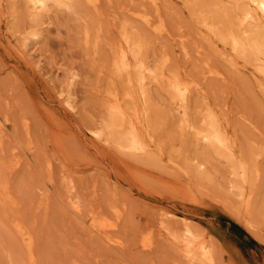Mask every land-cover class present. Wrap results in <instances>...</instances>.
Instances as JSON below:
<instances>
[{"label": "rangeland", "instance_id": "1", "mask_svg": "<svg viewBox=\"0 0 264 264\" xmlns=\"http://www.w3.org/2000/svg\"><path fill=\"white\" fill-rule=\"evenodd\" d=\"M10 2L0 4V184L6 186V193L0 187V264H29L17 222L30 233L35 264H186L159 228L162 218L173 231L183 230L181 218L170 213L186 217L194 232L212 243L216 264H264V91L259 86L264 79L251 65L240 58L230 64L227 47L206 37L183 0H159L157 9L145 0H98L95 8L81 2L75 12L52 15L42 25L39 43L26 46L21 43L29 26L27 9L22 0H14L12 9ZM139 10L154 24L165 23L166 32L156 35L142 24L134 14ZM124 23L139 34L151 65L165 53V74L176 70L201 86L189 102L194 127L210 107L237 153L255 151L257 179L246 185L248 206L226 189L231 175L223 159L208 157L211 178L194 170L204 146L196 143L192 129H181L180 114L162 84H148L156 124L152 147L160 145L161 161L146 164L92 135L107 90L122 88L109 65ZM87 24L97 35L96 52L92 43H84ZM208 66L220 75H208ZM62 70L78 74L72 87L75 110L62 102ZM14 157L20 161L12 168ZM69 195L80 203L79 215L68 208ZM224 207L248 213L255 234ZM92 215L117 222L111 234L121 245L110 246L92 233L87 225ZM147 235L148 250L140 247Z\"/></svg>", "mask_w": 264, "mask_h": 264}, {"label": "bare ground", "instance_id": "2", "mask_svg": "<svg viewBox=\"0 0 264 264\" xmlns=\"http://www.w3.org/2000/svg\"><path fill=\"white\" fill-rule=\"evenodd\" d=\"M2 1L3 0H0V4ZM22 1L27 9V17L29 21V26L27 29L25 28L26 30L22 36V46H26L29 41L33 44L39 43L43 35L42 25H46V20L50 19L52 15L55 16L57 12L62 10L75 12L81 2L91 4L94 6L93 8H95L98 2V0ZM145 1L147 2H145L146 4L150 3V5L157 9L159 0ZM226 1L229 3L226 4L224 0H183L189 10V13L191 14V17L203 30L206 37L213 42L218 40L219 44L221 43L222 46L227 47L228 53L224 55H228V61L230 64L234 65V59L240 58L243 63L251 65L254 71L264 79V0ZM10 3L12 4V9L14 0H11ZM139 11L141 12L134 13L136 17L139 21L141 20L142 24L148 26L149 28L152 27L153 32H156V35H160L164 30H166L164 28L165 23L163 24L160 21L154 24L153 21L155 20L152 21L148 13H145L143 10ZM87 25L84 26L82 32H80L83 34L84 43H92L94 49L93 51L96 52V48L98 46V41L96 40L97 35L93 33L89 24ZM120 34L121 42L113 49L110 55L109 66L112 75L119 80L122 88L120 87L121 89H119L117 87H112L107 90L104 104L102 103L104 110L103 115H101L102 119L100 118L101 122L98 127L91 129L92 135L96 139L114 147L119 153L126 154L146 164H154L161 161L160 145L156 142L157 147H152L154 138L151 132L156 130V124L153 116L155 112L153 110L154 106L152 104V98L148 93V84L150 82L162 84L160 89L166 95L167 101L173 104L174 109L180 114V120L182 123L181 129H192L193 138L196 143L204 146L200 149L201 151L199 150L198 161L194 164V170L197 171V174L203 179L208 176L210 177L211 175L207 176V173L209 172L206 170L208 157L210 156L211 159L213 157L223 159L229 169V172L227 173L231 175V178L229 176L230 180L227 179L226 189L231 192L234 191L236 196L239 197L240 203L244 202V204L248 206L250 204L251 193L246 191V185L250 184L257 176V169H255V163L253 162L255 151L247 154L244 151L242 154L237 153L234 141L230 138L231 136H229L226 127L221 123L222 119H220V116L218 117L214 110L210 107H207L201 115L199 119L200 124L194 127L189 120V102L192 93L200 92L201 86L197 83V81H193L194 79L190 78V80L186 77L180 76L176 70H170V72L168 71V74H165L167 70L164 71V67L168 62V56L165 53L157 58L154 66L151 65L144 52L145 44L140 40L141 38L139 39V34L137 35L130 29V27H128V24L124 23L122 25ZM182 48L184 50V46ZM184 53L186 54L187 52L184 50ZM208 68L205 71L208 75H213L215 77L220 75L218 71ZM62 73L64 76L62 81L65 83L66 87L64 94L61 95L62 102L69 109L75 110L72 87L76 82L78 74L74 71L70 72L67 70H62ZM259 84L260 87L262 86L261 88L264 91V82L260 81ZM162 94L163 93H161V95ZM196 150L198 149L196 148ZM240 152H242V149ZM18 159L16 158L15 160L14 157L12 160L15 161L10 167L19 163L20 160ZM169 159L168 161L170 162L171 159ZM172 162L173 161L170 163ZM210 163H212L211 160ZM187 164L184 162L183 166L185 167L186 165V167H188ZM176 165L174 168H176ZM191 169L188 173H191L193 170ZM129 170L131 172L138 171L135 168L133 169V167H130ZM168 185H170V183ZM0 187L6 193V186L4 187V185L0 184ZM179 187H181V185H179ZM73 196H68V208H71L75 214H78V212H80V203L77 200H74ZM4 197H6V195ZM224 209L241 222V225L247 228L251 233L255 234L253 229L255 226L248 219V213H240V210L237 207L233 210H230L227 207H224ZM160 214L162 213H159V215ZM170 214L181 218L183 230L181 231L178 227L179 229H176H178V231L180 230V233L176 230L173 231L174 227L170 228L168 223L167 225L164 224L165 219L163 220L162 218H160L159 221V228L164 233L166 239L177 248V252L185 260L186 264H216L214 256L215 252L212 243L207 242V239L205 240L203 236L199 235V233L196 234L197 231L194 232L195 230L191 228L193 225L190 226L191 223H186L188 220L186 217L179 216L175 213ZM94 216L96 215H92L90 217V221L87 223L92 233L94 232V234H100L103 241L110 246L116 247L121 245L120 239L115 237L116 234H111L112 231L114 232L117 222H111L104 218L98 219ZM14 228L19 235L23 246L25 247L24 249L26 250L29 264H35L30 233L18 222L14 223ZM151 246V237L148 235L144 236L140 241V247L148 250Z\"/></svg>", "mask_w": 264, "mask_h": 264}]
</instances>
